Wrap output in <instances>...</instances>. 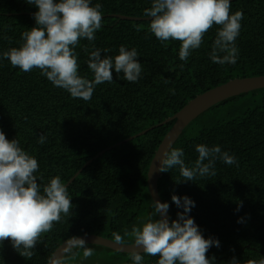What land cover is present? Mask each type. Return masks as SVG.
<instances>
[{
    "label": "trees",
    "instance_id": "16d2710c",
    "mask_svg": "<svg viewBox=\"0 0 264 264\" xmlns=\"http://www.w3.org/2000/svg\"><path fill=\"white\" fill-rule=\"evenodd\" d=\"M92 3L102 6V27L94 42L81 40L75 49L79 74L93 79L86 62L94 48L110 50L102 51V56H115L123 45L139 53L143 72L138 82L130 83L122 73H114L113 82L97 85L91 100L85 102L54 87L39 70L25 73L0 59V131L8 140L18 139L20 146L37 159V176L43 175L42 181L38 179L41 184L55 175L66 184L100 151L162 123L207 90L235 78L264 75V0L231 2L232 13H243L236 40L239 57L234 65L223 66L209 58L217 26L184 62L178 55L180 42L161 44L148 31L150 20L128 21L112 16L148 18L143 12L151 6V0ZM36 10L26 0H0V53L22 44L21 34L35 26ZM182 63L183 71L178 67ZM173 123L156 127L95 158L68 186L71 216L42 236L31 259L20 256L10 241L0 243V264H47L54 250L71 237L95 234L114 240L113 232L123 235L133 225H141L154 212L147 190V170ZM41 135L47 136L44 144L37 142ZM198 144L220 146L237 158V164L218 160L215 176L194 181H183L178 168L161 173L157 188L163 203L169 205V219L175 220L177 212L182 211L171 197L187 196L195 203L189 216L201 234L219 241V248L213 246L207 253L209 258L215 257V264H229L233 257L238 264L264 257V89L212 106L184 129L171 148H182L185 163L191 166L198 156ZM125 240L132 243L131 237ZM87 246L95 254L85 260L81 250L73 263L132 264L130 254ZM157 259L144 256L143 264H156Z\"/></svg>",
    "mask_w": 264,
    "mask_h": 264
},
{
    "label": "clouds",
    "instance_id": "9594fccd",
    "mask_svg": "<svg viewBox=\"0 0 264 264\" xmlns=\"http://www.w3.org/2000/svg\"><path fill=\"white\" fill-rule=\"evenodd\" d=\"M26 3L37 9L33 15L35 26L21 34L23 42L19 47L0 53V59H6L13 68L25 73L39 70L54 87L85 102L91 100L97 85L112 83L114 73H122L130 83L139 81L143 72L139 53L123 45L115 56H102V51L110 50L94 48L86 62L93 79L79 74L80 63L75 49L81 40L90 43L96 40L95 34L101 29L103 20L101 4L93 5L92 0H26ZM143 15L151 18L148 31L161 44L167 46L170 40L180 42L181 61L187 62L192 52L201 47L204 36L217 26L210 60L221 66L237 62L236 40L243 13H232L230 0H151V6L144 9ZM178 67L184 70L183 63ZM164 82L169 83L167 79ZM170 91L174 94V90ZM37 142L46 143L47 136L41 135ZM195 151L198 156L188 166L182 148L167 149L161 153L157 170L165 173L178 168L183 181H194L198 177L215 176L218 160L226 165L237 164V158L218 145L198 144ZM39 168L37 159L20 146L18 139L8 140L0 131V243L10 241L13 249L26 259L35 255L33 249L43 235L71 216L73 207L68 187L61 177L55 175L46 184L38 183V179L43 180L42 174L37 176ZM171 200L182 209L175 220L167 217V203L153 202V214L141 225H133L123 235L112 233L115 244L126 246L125 237H131L132 264H143L144 256H158L156 264H215V257L209 258L207 253L213 246L219 248L220 244L217 239H205L189 216L195 207L194 201L176 195ZM156 216L161 218L154 219ZM81 250L85 260L95 254L85 239L69 238L54 264H73L81 256ZM229 264H238V261L233 257ZM244 264H264V257L249 259Z\"/></svg>",
    "mask_w": 264,
    "mask_h": 264
},
{
    "label": "water",
    "instance_id": "95a60500",
    "mask_svg": "<svg viewBox=\"0 0 264 264\" xmlns=\"http://www.w3.org/2000/svg\"><path fill=\"white\" fill-rule=\"evenodd\" d=\"M233 1L235 0H230V3ZM112 16L117 17L119 19L128 20V21H143V20L151 19V18L127 17V16H122V15H112ZM258 89H264V75L256 76V77L235 78V79L229 80L228 82L224 84H221L210 90H207L200 95H197L195 98L190 100L181 110H179L172 117L164 120L162 123L153 125L139 132L136 135L130 136L124 139L123 141L118 142L100 151L95 157L87 161L85 165L82 167V169H80L77 173L73 175V177H71V179L66 183V186L68 187L72 183V181L79 175V173L86 166H88L95 158H98L99 156L103 155L108 150L113 149L114 147L122 143H127L141 135H144L145 133H147L148 131L156 127H159L171 121H174L173 125L168 130V132L164 135L160 144L158 145L150 161L147 174H146L147 190L152 200V203L157 202V201L160 203H163L162 199L160 198V195L158 193V188H157L158 180L161 176V172L157 170V168L159 167L160 159H161V153L167 149H170L173 146V144L176 142V140L179 138L181 133L184 131V129L193 120H195L199 115L207 111L212 106L226 99L238 96L240 94H245V93H248L254 90H258ZM167 217L169 218L168 212H167ZM159 218L161 217L159 216ZM75 237L85 239L86 245H97L100 247L110 249L114 252L123 253V254H130V252L134 248V246H132V243L127 244L126 246H117L114 240L108 239L106 237L98 236L95 234H82V235H78ZM66 241L67 240L63 241L54 250L47 264H54L56 257L61 255ZM136 250L140 251L139 249H136Z\"/></svg>",
    "mask_w": 264,
    "mask_h": 264
},
{
    "label": "rangeland",
    "instance_id": "374dc122",
    "mask_svg": "<svg viewBox=\"0 0 264 264\" xmlns=\"http://www.w3.org/2000/svg\"><path fill=\"white\" fill-rule=\"evenodd\" d=\"M73 264H87L85 262H78V263H73Z\"/></svg>",
    "mask_w": 264,
    "mask_h": 264
}]
</instances>
